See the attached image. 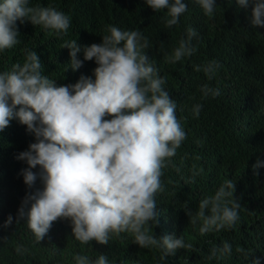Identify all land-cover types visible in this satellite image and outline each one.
<instances>
[{"label":"clouds","instance_id":"obj_1","mask_svg":"<svg viewBox=\"0 0 264 264\" xmlns=\"http://www.w3.org/2000/svg\"><path fill=\"white\" fill-rule=\"evenodd\" d=\"M221 1L264 26L262 0ZM215 8V0H71L65 11L58 0H0V264H58L67 249L108 244L123 232L129 243L162 250V260L192 248L156 210L165 161L186 139L157 68L196 51L195 29ZM89 23L93 32L78 33ZM240 55L195 70L212 79ZM202 92L191 116L206 103L219 107L216 88ZM246 108L256 123L218 140L210 167L185 176L190 194L217 190L186 213L203 221L202 235L234 227L235 182L248 183L262 166L252 144L264 133V92ZM231 252L225 242L211 255ZM94 256L72 261L109 264Z\"/></svg>","mask_w":264,"mask_h":264},{"label":"trees","instance_id":"obj_2","mask_svg":"<svg viewBox=\"0 0 264 264\" xmlns=\"http://www.w3.org/2000/svg\"><path fill=\"white\" fill-rule=\"evenodd\" d=\"M70 3L71 0H58V6L65 11ZM215 3L214 16L203 17L200 28L195 29L197 36L191 40V45L196 51L178 62L157 68L166 81L163 87L172 99L176 98L180 109L177 118L186 132V139L176 149V154L165 161L161 176L163 191L156 194V210L164 213V222L169 227L176 225L169 234L182 237L192 248L177 249L162 260V250L142 248L134 242V237L129 243L127 232H123L119 236L110 235L114 239L108 244L91 243L89 247L67 249L60 254L58 264H76L73 258L86 254L95 255L92 262L104 254L109 264H114L115 260L118 264H254V260L264 264V133L261 132L252 144L262 166L256 169L248 183L235 182L234 197L240 209L234 227L202 235L203 221L193 224L192 218L186 214L188 211L195 214L198 199L214 195L217 190L212 185H204L205 195L190 194L185 176L192 168L197 173L210 167L209 158L213 156L218 140L227 139L241 124L256 123L255 119L252 122L249 119L247 103L260 98L264 92V26L251 25V15L246 19L241 11L225 7L221 0H215ZM180 28L182 25L176 30ZM94 30L92 23L77 27L78 33L82 34ZM220 43L222 46L218 45ZM231 51L241 52L242 58H230L212 79L202 70H195V66H203ZM205 85L220 92L219 107L206 103L198 116H191L192 105L204 95L202 88ZM153 233L158 236L156 231ZM225 242L232 245L231 254L212 256L213 249L222 247ZM237 247L244 251L238 252Z\"/></svg>","mask_w":264,"mask_h":264}]
</instances>
